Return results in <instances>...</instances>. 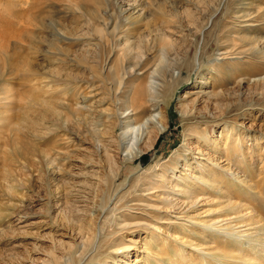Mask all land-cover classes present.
I'll return each instance as SVG.
<instances>
[{"label": "rangeland", "instance_id": "1", "mask_svg": "<svg viewBox=\"0 0 264 264\" xmlns=\"http://www.w3.org/2000/svg\"><path fill=\"white\" fill-rule=\"evenodd\" d=\"M3 22L21 37L3 57L17 71L2 60L0 78L18 92L33 88L44 104L21 111L16 126L35 153L16 156L6 144L14 135L0 122V157H13L6 166L0 158V264H171L175 250L198 256L189 242L196 227L184 216L228 218L219 206L197 200L194 208L180 194L204 165L264 225V0H0ZM28 76L33 83L21 87ZM142 85L166 127L132 156L131 141L119 144L118 120L132 112L130 98ZM230 134L241 150L214 149ZM255 230L258 245L264 229ZM112 238L116 244L105 245ZM153 240L160 248L144 252ZM255 251L245 258L264 264V252Z\"/></svg>", "mask_w": 264, "mask_h": 264}, {"label": "bare ground", "instance_id": "2", "mask_svg": "<svg viewBox=\"0 0 264 264\" xmlns=\"http://www.w3.org/2000/svg\"><path fill=\"white\" fill-rule=\"evenodd\" d=\"M130 10H132V8H130ZM137 10H139V9H137ZM136 12H141V11H136ZM246 15H248V14H246ZM241 16L242 15H240V17ZM15 29H16V26L12 22H3V24L0 23V62L3 60V57L7 54L8 49L10 48L11 40H18V39L20 40V37H21V36H19L20 32H17V29L16 30ZM58 36L61 37L60 33L58 34ZM61 38L63 39L64 37H61ZM65 40H68V39H65ZM242 51H243V49H242ZM244 53H246V52H241V53L239 52V53H237V55H240V54L243 55ZM8 56H9V54H8ZM6 58L7 57L4 58L3 62H4V65L7 66V68H9L11 63H8L6 65V62H5ZM130 65L131 64L127 65L128 69L129 68L130 69H134L135 71H139L141 73L142 72H146L145 71V67H143V66L140 67L139 65H132V66H130ZM12 67H14V66H12ZM12 67H10V69L13 70V72H16L17 70L15 71L14 68L12 69ZM12 74L16 75V73H12ZM9 75H11V74H9ZM135 76L139 77L140 75L135 73ZM29 80H30V77L29 78H24L23 77L22 80H21V82H22L21 87H24V84H26V83H27L26 86H28L30 83H33V82L28 83ZM136 80L137 79L131 80L128 83L127 87L131 88L132 86H135L136 85V83H135ZM9 82H11V80L6 79V76L0 78L1 86H2V83H4V84L7 83L5 85L3 84L4 85L3 87H6V88H4L3 92L2 91L0 92L1 95L3 96V97L1 96L2 98L0 99V101L1 100L3 101V102L1 101L2 103L0 102V122L2 123L1 125H3V127H1V126L0 127H1V129H6L7 131H9V133L11 135L12 134L14 135L13 139H11L12 137L11 138L9 137V140H8V142H6V144L8 145V147L9 146H11V148L13 147L12 150H15L14 152L16 153V156L18 155V152L21 153V155L24 156L25 154H27L28 151L30 152V150H32V152L35 153L33 151L34 149H31L28 146V144H25L24 139H23L24 137L21 138L22 136H25V135H22V133H20L21 129L23 130V128L22 127L16 128V126H20L21 124H19V123L24 119L23 118L20 121L19 117H20V112L21 111H26L28 113L29 110L27 111L25 109H30L31 110L33 105H36L35 107H37V106H40L38 103H41V105L44 104L43 101L40 100V97H42V95L40 93L38 94L35 91H32L33 88L31 89V91H29L30 88L27 90L25 87L24 88L28 92L24 93L23 91L25 89L21 88L20 89L21 91H19V92H22V93H19L18 92L19 89H17V88L15 89L14 87H12V88L9 87L10 86L8 84ZM149 84H150V87L153 90H156L157 89L156 87L159 86L156 82L152 83L150 81ZM31 85H30V87H31ZM33 87H35V86H33ZM14 89H15V93L13 91ZM16 90H17V93H16ZM151 96H152V94H148L147 89L145 88L144 85L138 86V91L133 93V95L130 98L131 107L130 106L127 107V109H132V112L130 114H126V116H124L125 115L124 114L123 115L124 117L121 118V121L118 120V123H119L118 127L121 130V132L119 133V135L117 137L118 140H119V144L121 145L125 141L128 142V140L131 141V146H129V154L131 153L132 156L137 154V153H135V150H136V152L138 151V152H141V153H142V151H145L144 149L140 148V146L145 142V140L147 139L148 141H150L151 135L155 134V132H157L158 135H159L163 131L164 127H166L164 125L165 117H163L161 115L160 107H159V105H157L158 103H155V101L157 99L154 101L153 97H151ZM118 101H120L121 104L122 103L125 104L124 101L123 102L121 100H118ZM51 105H52L51 107L55 109L56 104L54 102H52ZM17 107H18V109H17ZM35 107L33 108V110L37 109V108H40V107H37V108H35ZM45 108H48V105H46ZM27 113H25V116H26ZM56 116H58V115H56ZM27 118L30 119L29 117H27ZM27 118L25 120H27ZM57 120H59V119H57ZM68 120H69V118H68ZM26 122H28V121H26ZM32 123L28 124V126L31 125ZM23 124H27V123L24 122ZM35 126L36 125H34L32 127H35ZM25 127H27V126H25ZM6 130H4V131H6ZM21 132L24 133V131H21ZM129 134L133 135V137L131 139L128 136ZM202 135H204V134H202ZM210 141H212V140H210ZM236 141L237 140H235V137L230 134L228 136V138H227V141H225V144H224L223 148H221V147L219 148L218 146H215L214 149H218L219 151L220 150H222V151L224 150V151H227V152L230 151V150H233L235 148L236 149L237 148H239V149L241 148L242 149V145L241 144H237ZM205 142H208L207 138H206ZM125 143H123V144H125ZM233 143L235 145H233ZM3 147L5 149V146H3ZM247 149H250V148H247ZM19 150H21V152ZM48 150H46V151H48ZM5 152L6 151H2V154L5 153ZM44 152H45V150L43 151V153ZM247 153L249 154L250 151L247 150ZM8 155L7 154H3L2 155L3 157H0L2 159V161L4 162L5 166H6V163H8V161H12V158H13L12 156H10V155L8 156ZM247 158H249V155H247V154H243L242 157H241V159L244 160V161L247 160ZM248 164H249V162H248ZM245 166L246 165L244 163H241V165H240V167H243V168ZM2 170H3V168H2ZM200 170H202V172ZM200 170L199 171L197 170L198 173L192 177V180H191V182L189 184L185 185V187L181 190L180 194L185 196V198L189 199L190 200L189 203H192V204L194 202H197V200H200L201 202H204L206 205H211L213 207L214 206H219V209H217L215 211H217L220 214L222 212L226 213L227 215L225 217H228V218L232 214H235V215L242 214L241 216H239L238 219H242L243 221L242 220H240L241 222L233 221L234 216H233L232 220H228V218H227L226 220L224 219L225 221L223 222V221H220V220L219 221L218 220L214 221V219L213 220H208V221L200 220V219H197V217L196 218H191L188 215L187 216L185 215L184 216V218H185L184 220L189 222V223L190 222L193 223L194 226L196 227V229H194L196 232L193 233V237L191 238L192 240H190L189 242L194 245V248H195L194 251H196L198 253V256H196L194 254H191V253H184L185 251H183V250H175L174 251L175 258L172 261H170V262H172L171 264H184L185 261H188L191 264H213L214 262L217 263V264H228V263L229 264H238L240 260L243 262V264H258V262H256V260L254 259L255 255L253 256V258H250V259H246L245 258V256H248V255L250 256V254L252 253L253 249L256 250L255 253H257V254L261 253V252H264V250L261 251L262 249H260V247H258V248L256 247V246L264 245V239H260L259 238L260 241L257 242L258 245H256V243L253 242L254 238L257 235H259L258 233H253V232H256L255 229H257L258 227H262V229H264V225L261 224V221L257 220V217H256V212L257 211H255L254 208H252V207L251 208L250 207L247 208L245 205H243L241 203H237L236 204L235 201L230 199V197H229L230 195H229V192H228L230 189L227 190V189H225V187H219L218 186L219 184L216 182L219 179L220 183L225 184V180L226 179L220 178L221 176L216 174L215 172H211L206 165L200 166ZM230 171H231V176L236 178V172L232 171L231 169L227 170V172H229V173H230ZM3 173H4V170H3ZM5 174H3V176ZM201 175H204V176L201 177ZM161 177H163V175ZM236 180H239V178H236ZM184 182L185 181H183V183ZM241 183H244L243 180H240V184ZM200 185H202L204 187V189H205V190L203 189L204 191H203L202 194H198L197 193V191H198L197 189L200 188ZM203 187H201V188H203ZM237 187H238V185H237ZM235 188H236V186H235ZM239 194H240L239 198H241L243 200L246 199V194L244 193V191L242 189L239 191ZM201 196L204 197V198L207 197V199H205V201H203L204 199ZM201 199H203V200H201ZM244 204H246V203H244ZM183 205H185V204H183ZM193 207L197 208L196 203L193 204ZM193 207H191V209ZM185 212H187V211H185ZM208 212L214 213V211L212 212V210H209ZM130 219H132V217H130ZM122 222H120V223H122ZM252 223H255L257 226H251ZM134 224L135 225H137V224L139 225V223H137V224L134 223ZM134 224L132 223V224H130L131 226H128V227H133L132 225H134ZM238 224H240V225L243 224L246 228L244 230L240 231L239 227H237ZM121 225H123V224H121ZM182 226H183L182 230L184 232L186 231V229L190 230L188 228V224L183 223ZM240 227H242V226H240ZM244 239L249 240L250 243H248V246L246 247V249H244V253H246V254L245 255H241V254H239L237 252H239L240 249H243L242 248L243 245H241V244L245 243ZM115 242H116V239L112 238L110 240H106L104 243H105V245H108L110 247V246H114L116 244ZM180 242L184 243L182 239H181ZM146 243L147 244L145 245V249H144V252H146V253L147 252H153L152 250L160 248V245H159V243H157V241L153 240V241H148ZM185 244H186V242H185ZM223 244H226V248L225 247L224 248L221 247V245H223ZM152 246H155V247H152ZM155 254L158 257L160 256L158 253H155ZM183 254H187V257H186L187 260L182 259L183 258L182 255ZM138 258L139 257H137V259ZM47 264H51V263H47Z\"/></svg>", "mask_w": 264, "mask_h": 264}]
</instances>
